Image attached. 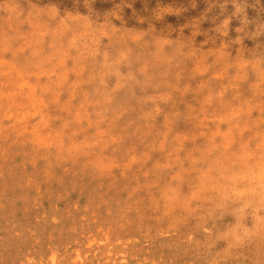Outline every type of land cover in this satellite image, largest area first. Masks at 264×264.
<instances>
[{"label":"rangeland","instance_id":"1","mask_svg":"<svg viewBox=\"0 0 264 264\" xmlns=\"http://www.w3.org/2000/svg\"><path fill=\"white\" fill-rule=\"evenodd\" d=\"M0 264H264V0H0Z\"/></svg>","mask_w":264,"mask_h":264}]
</instances>
